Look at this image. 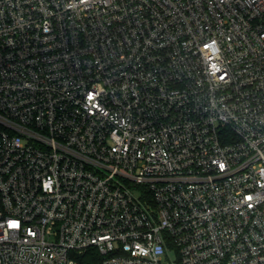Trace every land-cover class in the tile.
<instances>
[{"label":"built area","instance_id":"built-area-1","mask_svg":"<svg viewBox=\"0 0 264 264\" xmlns=\"http://www.w3.org/2000/svg\"><path fill=\"white\" fill-rule=\"evenodd\" d=\"M264 264V0H0V264Z\"/></svg>","mask_w":264,"mask_h":264},{"label":"trees","instance_id":"trees-1","mask_svg":"<svg viewBox=\"0 0 264 264\" xmlns=\"http://www.w3.org/2000/svg\"><path fill=\"white\" fill-rule=\"evenodd\" d=\"M100 262V257L96 251H90L85 259L82 261V264H98Z\"/></svg>","mask_w":264,"mask_h":264},{"label":"rangeland","instance_id":"rangeland-1","mask_svg":"<svg viewBox=\"0 0 264 264\" xmlns=\"http://www.w3.org/2000/svg\"><path fill=\"white\" fill-rule=\"evenodd\" d=\"M164 264H167V263H164Z\"/></svg>","mask_w":264,"mask_h":264}]
</instances>
